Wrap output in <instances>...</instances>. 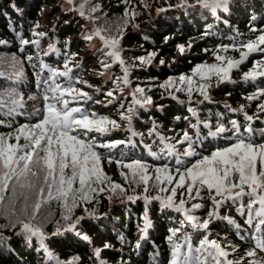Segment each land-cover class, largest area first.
Segmentation results:
<instances>
[{
	"label": "snow or ice",
	"instance_id": "1",
	"mask_svg": "<svg viewBox=\"0 0 264 264\" xmlns=\"http://www.w3.org/2000/svg\"><path fill=\"white\" fill-rule=\"evenodd\" d=\"M67 3L81 17L96 25L92 34L86 35L85 39L91 41L97 37L102 42L103 47L98 49L102 55V67L108 70L118 64L122 69V76L110 78L117 86H129L128 95L131 101L127 105L120 103L119 107L120 121L127 123L126 131L130 135L126 140L99 143L95 137L90 138L89 133L93 132L109 135L112 131L119 130L121 124L116 119L88 112L79 106L92 100V97L75 86L78 79L72 75L69 55L64 53L65 60L61 66L56 67L38 57L25 54L24 60L29 64L34 59L39 64L35 78L42 104L39 107L34 106V113L39 117L34 124L21 125L14 134L8 136L0 135V217L8 221L0 225V249L11 250V237L5 236L4 232L15 231L18 227L19 231L15 232L17 236H24L29 243L33 238H38L39 249L48 252L46 241L50 236L76 231L77 226L85 219L84 216L73 219L72 209L79 202L88 203L96 194L107 191L110 193L109 199L114 194L126 196L127 200L133 202L138 199L146 203L157 201L163 208L183 214V218L177 221V226L169 229L167 240L171 246L170 264H264V139L261 142L255 140L257 131L264 138V129H254L251 124L253 117L246 113L249 122L246 125L242 126L236 120H231L230 127L217 123L214 129L209 121L200 120L197 116V122L191 125L193 133L185 131L175 141H171L153 126L149 136L158 138L154 143L158 144L159 152L152 151L151 144L146 145V148L156 159L167 162L153 167L141 160L125 162L107 157L109 163L115 162L129 170L122 171L121 175L133 190L135 186L143 185L142 194L127 195V189L113 182L103 171L102 154L97 149L135 147L134 137L138 134L132 128V121L138 115L137 108L142 109L152 103L151 97L144 95L143 87H136L134 90L130 88V67L122 58L121 40L129 13L126 11L125 18L114 26L97 25L100 17L96 13L99 8L92 0H67ZM124 3L127 4L128 0H124ZM176 6L200 8L219 18L229 13L233 6L238 7L239 0H179ZM135 15V12L131 13L132 18ZM223 22L227 23V20ZM38 27L39 25H34V29ZM249 31L258 34L246 42L221 45L214 52V59L219 63L197 65L191 76L182 75L177 81L169 80L162 86L170 87L177 93L185 92L190 102H195L191 101L194 92L203 97L199 103L210 101L207 89L211 87V83L202 81H210L215 76L223 82L230 78L229 74L233 69H239L253 53L264 55V28L253 27ZM33 35L42 38L46 33L34 30ZM17 36L21 45L18 51L21 53L30 44L37 48L40 46L38 39L30 41L22 32H17ZM0 44H7V41L0 40ZM230 48L239 52V59L220 54L227 53ZM183 50L181 46V51ZM57 51L55 45H49L44 55L52 56ZM153 55L155 54L138 59L142 64H147ZM21 63L15 54L10 57L0 56V79L8 82L7 85L0 86V115L8 118L23 115L22 110L26 107V99L17 87L24 76L18 67ZM160 63L163 64L164 61ZM32 67L35 68L36 64H32ZM242 78L244 81L264 78V59L255 61L251 71L242 72ZM177 84L181 87H177ZM115 91L116 89L106 92V96L112 98L109 103L123 98V87L119 88V97L115 96ZM260 97H264V87L257 88L247 99L257 100ZM172 98L177 99L175 95ZM35 99V96L27 97V100ZM180 103L183 104L184 101L181 100ZM258 107L264 113V103ZM192 111L195 114V110ZM239 111H244L243 106ZM204 128L208 129L206 135H202ZM224 133L235 136V141L209 155H202L198 151L207 137ZM21 139L24 140L23 144L20 143ZM192 157L199 159L186 165L185 158ZM150 187L156 190V195L148 194ZM202 190L206 196L201 195ZM178 195L180 199L177 201ZM204 199L211 202V207L204 217H199L194 212L204 207ZM51 200L62 201L67 214L62 216L63 224L59 220L54 221L57 227L49 236L43 229L45 217L41 209ZM228 204L237 205V212L244 218L245 226L250 231H245L244 226L230 217L220 215L221 208ZM217 220H226L237 229L240 239L251 240L252 246L241 253L237 244L228 241L221 243L210 238L212 225ZM150 227L151 222L145 211L141 239L147 238ZM77 234L90 242L86 234ZM139 247L140 243L137 242L136 248ZM94 255L99 264H105L99 249L95 250ZM49 259H55L56 264H62L51 254ZM67 264H77V259L74 258Z\"/></svg>",
	"mask_w": 264,
	"mask_h": 264
},
{
	"label": "trees",
	"instance_id": "2",
	"mask_svg": "<svg viewBox=\"0 0 264 264\" xmlns=\"http://www.w3.org/2000/svg\"><path fill=\"white\" fill-rule=\"evenodd\" d=\"M95 1L102 6L107 16L120 14L122 3H124V0ZM59 3L60 0H0V40L7 41V44H0V56L10 57L15 54L22 61L18 67L23 71L24 76L17 87L26 99V107L22 110L23 115H17L13 118L0 115V121H2L0 123V135L8 136L14 134L15 130L21 125L34 124L39 118L33 110L34 106L39 107L42 104L41 93L36 87L35 78L36 72L39 71V64L34 59L32 64H36V67L33 68L32 64L24 60L25 54L38 57L56 67H59L65 60L64 53L80 56L79 61L76 64L72 62V67L70 68L73 69V77L77 78L78 81L85 79L95 86L89 91L92 100L97 97L103 98V103L96 102L93 110L111 119L120 120L121 110L117 112L120 109L117 102L126 97L123 96L122 99L109 103L112 98L107 97L106 92L118 86L113 85L116 83L110 82L108 79L109 75L103 74L105 69L101 68L102 55L97 54L98 58H95L94 55L97 50L87 51L91 43L87 44L85 41L86 34L85 36L83 35V30L87 27L84 18L75 14H68L61 9ZM178 3L179 0H168L155 4L149 12H143L136 21L138 24L137 28L140 27L138 29L139 33L135 35L133 33L135 30H133V32L126 34L123 39L126 46H128L129 54L126 57L127 59L137 60L142 56L146 57L153 53L159 54L155 61L149 62V64L152 63L151 65H148V63L141 64L131 69L130 80L135 88L143 87L145 92L152 91L150 97L159 106H162V110L153 113L152 117L155 118L157 124L163 127L162 134L172 139V141H175L174 138H181V134L185 131L192 134L193 128L191 125L197 122V116L200 120L209 121L213 125V129L217 123H223L230 127L229 121L231 120H247L244 116L239 117L238 114L231 115L230 109H224L220 107L221 104H214L210 101H204L203 103L195 101L189 104L171 101L163 95L160 86L162 83L188 74L195 66L204 64L221 45L239 44L254 38L258 33L249 31L250 28H264V0H239L238 7L233 6L229 13H225L219 18L206 10L201 11L199 8H187L185 11H169L166 15L162 13V15L155 18L157 13H160V9H166L170 6L176 8ZM43 15L49 19L51 22L49 25L54 28H47V36L39 40V48L30 44L25 47L24 53L19 52L18 49L21 45L17 32H22L23 36L31 41L33 39L31 35L34 31V25ZM252 17H255V19L253 20ZM224 20H227V23H224ZM205 33H208V35H205ZM69 36H72V38H69ZM190 42H194L193 47L182 56L177 57L175 52L178 46L180 44L187 45ZM50 44L56 45L58 51L52 56H45L44 52ZM75 50L77 51L75 52ZM229 50L233 51L234 56L239 57V52L231 48ZM261 59L264 58L259 60ZM160 61H164V63L161 64ZM255 61L257 60L244 62L239 69H235V74L232 78L221 82L215 90L216 93H214L215 101L229 96L230 102L234 106L242 103L247 104L249 109L246 108V111L251 113V115L259 111L258 105L264 103V97H260L257 100H249L247 97L255 93L257 88L264 87V78L250 81H244L242 78V72L251 71ZM96 74H100V76ZM105 75L107 78L103 77ZM205 82L211 83V87L207 89V94L210 96L214 89L212 79ZM7 83L6 80L0 79V86H5ZM98 86L101 88H98ZM115 95L118 94L115 92ZM28 96H35L36 99L27 100ZM183 96L184 98L181 100L185 101L188 95L185 94ZM192 96L195 97L194 99L203 100V97L195 94V92ZM92 100L81 105L86 106L85 109L88 111ZM121 103L127 105L130 102L126 103V101L122 100ZM193 109L195 114L192 111ZM148 112L151 111L141 110L134 120L133 129L138 134L137 137H134L136 142L134 148L119 146L112 149H97L102 154V157L106 159V166H118L115 162H108L107 157L109 156L114 161L123 160L130 162L141 160L153 166L167 162L164 159H156L144 147L145 143L147 145L151 144L152 151L159 152L158 144L154 143L158 138L149 136V132L153 128V121L149 118L150 114ZM227 114H229L228 117ZM123 126L127 127L128 125L125 122ZM253 128L256 130L264 129V123L260 121L259 125ZM204 129H202V134L206 135L208 131L206 129L204 131ZM220 135H224L228 139L227 142L222 141V146L215 149L216 145L203 141V147L198 149V151L202 155H209L211 152L233 143L230 141L231 139H236L230 133ZM89 137H95L98 143L103 140V138L99 139L98 133L95 132L89 133ZM113 138L114 140H126L129 138V133L119 130L113 132L105 139H107L106 142H110ZM262 139L264 138L257 131L256 142H261ZM20 142L24 143V140L21 139ZM196 158H185V164L188 165L194 162ZM114 169L118 170L117 168ZM118 183L127 189V195H129L133 187L128 183H124L121 177ZM136 188L140 192L139 194L143 193L137 186L134 189ZM153 193L150 192V194ZM109 195L110 193L107 191L98 193L90 202L79 204L72 209L73 219L80 216L85 217L80 222V226L77 227V232L86 234L90 238V242H85L78 235L76 237L75 234L69 232L50 236L57 227L54 221L59 220L61 224L64 223L62 216L67 214V209L56 203H49L43 205L41 209L45 217L43 229L50 236L46 241L48 252L39 249L38 238H33L32 242L29 243L24 236H17L15 234V231H19L17 227L15 231L4 232L5 236L11 237L9 241L11 250L0 249V264H56L55 259H49V254L58 258L62 264H67L68 261H72L74 258L77 259V264H99L98 259L94 255L97 249L101 251L105 264H170L171 246L167 237L170 235L169 229L177 226V221L183 218L182 215L174 214L173 210L169 211L163 208L157 201H152L149 205H145L148 203H143L144 200L143 202L138 200L137 203H133L132 201L128 202L126 196L114 194L111 201L108 198ZM201 195L206 196L207 194L202 190ZM125 201H127V204H115L112 206V203H124ZM245 202H247L246 199ZM202 203L204 207L194 212L199 217H204L211 207V202L208 199H204ZM145 211H147L151 227L148 229L147 240L143 241L141 239L143 235L141 229L144 225ZM220 214L221 216L230 217L244 226L245 231H250L245 226L244 218L237 212L236 205L228 204L225 208H222ZM98 216L102 219L97 220ZM7 222L6 218L0 217V225ZM96 237H99L98 242L94 243L93 238ZM210 238L217 239L221 243L228 241L237 244L241 253L250 248L253 243L249 239L242 241L237 229L226 220L215 221L212 225ZM137 242L140 243L139 248H136ZM105 245L110 247L106 248ZM158 250L160 251V256L157 255Z\"/></svg>",
	"mask_w": 264,
	"mask_h": 264
},
{
	"label": "rangeland",
	"instance_id": "3",
	"mask_svg": "<svg viewBox=\"0 0 264 264\" xmlns=\"http://www.w3.org/2000/svg\"><path fill=\"white\" fill-rule=\"evenodd\" d=\"M162 1H164V2H166V1H168V0H128V3L127 4H125V3H122V6H121V10H120V14H118V15H114V16H107L106 15V12H105V10L102 8V6L99 4V3H97L95 0H92V2L94 3V4H96L97 6H98V8H99V11L96 13V15L97 16H99L100 17V19H99V21H97V25H110V26H114V25H116V24H119L121 21H122V19L123 18H125V16H124V14H125V12L127 11L128 13H129V16L127 17V19H128V23H127V25L125 26V30H124V32H123V39H124V37H126V34H128V33H131V32H133V30H135V32H133V33H135V35L136 34H138L139 33V31H138V29L140 28H137V26H138V24H137V20H138V18L140 17V15L143 13V12H149L153 7H154V5L155 4H160V3H162ZM60 6H61V9L63 10V11H66L68 14H72V15H77V16H80L79 15V13H78V11L77 10H75V9H73V6L72 5H69L68 3H67V0H60ZM145 5H147V6H145ZM187 8H180V7H177L176 6V8L175 7H172V6H170V7H167L166 9H165V11H160V13L158 14L157 13V16L155 17V18H157V17H159L160 15H162V13H164L165 15L167 14V12H169V11H185ZM191 9H194V8H191ZM203 9H201V11H202ZM48 12V11H47ZM132 12H135L136 13V15H135V17L134 18H132L131 17V13ZM45 16H47L46 14H45ZM44 15L42 16V17H40V19H38V21H37V23L35 24V25H39V27L38 28H35L34 30L35 31H37V32H42V33H46V35L45 36H47V28H49V27H53V26H50L49 24H51V22L49 21V19H47L46 17H45ZM84 18V20H85V22H86V28L83 30L84 32H83V35L85 36V34L86 35H89V34H92V32H93V29H94V27L96 26V25H94L93 23H91L88 19H86L85 17H83ZM54 28V27H53ZM137 29V30H136ZM44 36V37H45ZM31 37H33V39H38V40H42L44 37H37V36H34L33 35V33H32V35H31ZM69 38H72V36H69ZM32 39V40H33ZM123 39L121 40V47H122V58L123 59H125V61H126V63H127V65L130 67V71H131V69H133V68H135V67H138V66H140L142 63L139 61V59H127L126 57H127V55L129 54L128 53V50H127V47L128 46H126V44H125V41H123ZM86 42H87V44H90V46L88 47V49H87V51H94V50H97V52L95 53V58H98V56H97V54H101L99 51H98V49H101L102 47H103V45H102V42L99 40V38H97V37H94L91 41H89V40H85ZM50 45H53V44H50ZM193 45H194V42H190V43H188L187 45H185V44H180L179 46H178V48L176 49V52H175V54H176V56L177 57H179V56H182L184 53H186L187 52V50H189V49H191L192 47H193ZM181 46H183V52L181 51ZM55 47H56V45H55ZM48 48H49V45H48V47L46 48V50H48ZM78 50V49H77ZM77 50H75V52L77 51ZM74 52V53H75ZM154 54V53H153ZM220 54H222V55H226L227 57H229V58H232V59H239V57H236V56H234V54H233V51H228L227 53H223V52H221ZM158 53L156 54L155 53V55H153L152 56V58H151V60L150 61H155L156 60V58L158 57ZM69 57L71 58V62L69 63V67H72V62H74L75 64H76V62H78L79 60V57H78V55H69ZM148 56H146V58H147ZM260 58H264V55H262L261 53H253L245 62H247V61H251V60H259ZM212 63H219V62H217V61H215V59H214V54H212V56L209 58V59H207L205 62H204V64H212ZM152 63H148V65H151ZM62 65V63L60 64V66ZM101 66V65H100ZM101 68H103L102 66H101ZM92 70H97V69H92ZM82 73H84V72H82ZM192 73H193V70L191 71V72H189L188 74H185L184 76H191L192 75ZM103 74H106V75H109V80H110V82H114L110 77H112V76H117V77H120V76H122L123 75V73H122V69H121V67L118 65V64H116V65H114L113 67H111V68H109L108 70H105L104 72H103ZM234 74H235V69H233L231 72H230V74H229V77L230 78H232L233 76H234ZM96 75H98V74H96ZM103 76L104 78H107V76ZM98 76H100V74L98 75ZM129 78H130V73H129ZM229 78V79H230ZM198 79V78H197ZM212 86L214 87V89H213V91H212V93L210 94V97H212L211 98V100H210V102L211 103H214V104H221V106L220 107H222V106H225L226 105V107H222V108H224V109H229V105H232L233 103L232 102H230V97L229 96H225L224 98H222V99H220L219 101H215V99H214V93H216L215 92V90L217 89V87L219 86V84L221 83V81L217 78V77H215V76H213L212 78ZM178 79H175V80H172V81H177ZM228 80V79H227ZM86 82V83H85ZM168 82V81H167ZM167 82H165V83H162V85H165ZM202 82H205V81H202ZM89 85H91V87H89ZM113 85H117V84H113ZM160 86V88L162 89V92H163V95L165 96V97H167L169 100H171V101H178V102H180L181 101V99H183L184 98V96L183 95H185L186 93L185 92H179V93H177V92H175L173 89H171L170 87L169 88H165V87H163V86ZM75 86L77 87V88H80V89H82L83 91H86V92H88L89 93V91L93 88V87H95L94 85H92V84H90L89 83V81H87V80H85V79H81V80H79L76 84H75ZM177 87H181V85H179V84H177L176 85ZM120 87H123L124 88V93H123V96H125L126 98L125 99H122V100H124V101H126V103H128V102H130L131 101V97L128 95V92H129V86H124V85H120V86H118L117 88H115L117 91H115L118 95H115V96H117V97H119L120 96V91H119V88ZM194 88H195V85L193 86ZM98 88H101L100 86H98ZM130 88L132 89V90H134L135 89V87L131 84V80H130ZM108 89H111V88H108ZM108 89H106V90H108ZM152 94V91H147V92H145L144 93V95H146V96H150ZM74 95H75V93H74ZM90 95V94H89ZM173 95H175L176 97H177V99H173L172 98V96ZM195 97L194 96H192L191 97V101H196V102H199V101H201L202 99H198V98H196V99H194ZM186 100L184 101V100H182V101H184V102H186V103H193V102H190L189 101V96L188 97H186L185 98ZM102 100H103V98L102 97H97V98H94L92 101H91V104H90V108L88 109V112H95V113H98V111H94L93 109H94V107H95V103L96 102H98V103H103L102 102ZM121 100V101H122ZM151 100H152V103L150 104V105H148V106H146L145 108H137V112L139 113L141 110H143V109H145L146 111H151V112H148V114H150V119L153 121L152 122V127L153 126H156L157 127V130L159 131V132H161V134H162V130H163V127L161 126V125H159V124H157V121L155 120V118L154 117H152V115H153V113H157L158 111H160V110H162V106H159V104H157V102L151 97ZM121 101L120 102H117V105H120L119 103H121ZM157 104V105H156ZM192 105V104H191ZM79 106H82L83 108H85L86 106H84V105H79ZM232 106H234V105H232ZM243 106V109L246 111L247 109L246 108H248L247 106V104H245V103H242V104H240V105H237V106H235V107H239V108H241ZM119 107V106H118ZM249 109V108H248ZM121 109H118L117 110V112H119ZM230 111H231V109H230ZM232 112V111H231ZM247 113H249L248 111H246ZM250 115H251V113H249ZM118 115V114H117ZM252 115H254L255 117H258L259 119H262L263 120V117H264V113H262L260 110L259 111H257V112H254ZM106 116V115H105ZM136 119V117L133 119V121H132V128H133V123H135V120ZM264 121V120H263ZM118 122H120V124H121V127H120V129L119 130H121V131H123V132H125L126 131V129H127V127H125V126H123V124H125V122H121L120 120L118 121ZM123 126V127H122ZM125 127V129H123ZM151 127V128H152ZM150 128V129H151ZM119 130H115V131H119ZM115 131H112L110 134H112L113 132H115ZM110 134L109 135H106L105 136V138H107L108 136H110ZM129 135H130V133H129ZM99 139H101L102 138V136L101 135H99ZM137 137V136H136ZM98 138V137H97ZM169 138V137H168ZM176 139H178V138H174V140H176ZM106 140L107 139H103L101 142H106ZM171 141H172V139H170ZM110 141H115L114 140V138H113V140H110ZM21 144H23L22 142H20ZM146 143L144 144V147H146ZM132 148H134V147H132ZM109 152H110V150H108ZM103 158V157H102ZM197 159H199L198 157L196 158V160ZM105 160L106 159H102V167H103V171L109 176V177H111V179H112V181L113 182H115V183H118L119 182V178L121 177L122 179H123V181H124V183H126L125 182V179H124V177L121 175V172L122 171H124V172H127V171H129V170H127V169H124V168H122L121 166H112V165H110V166H106L105 165ZM150 165V164H149ZM151 166H153V165H151ZM154 167V166H153ZM114 168H117L118 170H115ZM118 177V179H117V177ZM137 187L139 188V189H141L142 191H143V185H137ZM19 191V190H18ZM180 190H178V192H179ZM150 192H154L153 194H150ZM140 192L137 190V188L136 189H132L131 191H130V193H129V195H133V196H136V195H140L139 194ZM150 196L151 195H156L157 194V192H156V190H154V189H152L151 187L149 188V193H148ZM163 195V194H162ZM176 199H177V201L180 199V196L178 195L177 197H176ZM138 200H140V201H142L143 202V200L142 199H138ZM138 200H135L133 203H137L138 202ZM111 201H112V199H111ZM128 202H129V200H127ZM127 201H125L124 203L123 202H116V203H112V206L113 205H115V204H127ZM49 203H56L57 205H61V206H63V203H62V201H58V200H51V201H49ZM48 203V204H49ZM84 202H79V204H83ZM143 203H146L145 201L143 202ZM78 204V205H79ZM150 203H148V204H145V205H149ZM65 208V207H64ZM63 208V209H64ZM66 209V208H65ZM169 211H171V209H168ZM221 210H222V208H221ZM221 210H220V212H221ZM174 214H176L177 212H175V211H172ZM178 214H180V215H182V217H183V214L182 213H178ZM221 215V214H220ZM90 218H92V217H90ZM100 219H102V218H100V216H98L97 217V220H100ZM78 226H80V224L78 225ZM77 226V227H78ZM16 232V231H15ZM65 232H69V233H73V234H75L76 235V237H77V230L76 231H65ZM65 232H63L62 234H64ZM61 234V235H62ZM64 236V235H63ZM78 237L79 238H81V236L80 235H78ZM98 238L99 237H96V238H93V241H94V243H96V242H98ZM82 239V238H81ZM83 240V239H82ZM85 241V240H84ZM85 242H88V241H85ZM101 258L102 259H104L102 256H101ZM109 263V262H108Z\"/></svg>",
	"mask_w": 264,
	"mask_h": 264
},
{
	"label": "bare ground",
	"instance_id": "4",
	"mask_svg": "<svg viewBox=\"0 0 264 264\" xmlns=\"http://www.w3.org/2000/svg\"><path fill=\"white\" fill-rule=\"evenodd\" d=\"M150 235V234H149Z\"/></svg>",
	"mask_w": 264,
	"mask_h": 264
}]
</instances>
